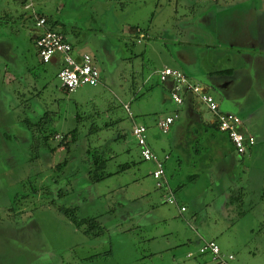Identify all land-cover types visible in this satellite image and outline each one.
I'll return each instance as SVG.
<instances>
[{"label":"rangeland","instance_id":"1","mask_svg":"<svg viewBox=\"0 0 264 264\" xmlns=\"http://www.w3.org/2000/svg\"><path fill=\"white\" fill-rule=\"evenodd\" d=\"M226 2L256 4L264 10V0H219V6L215 0H72L63 10V17L73 21L81 43L84 41L87 50L96 54L104 82L98 86L84 85L74 93L66 92L56 75L59 68L43 63L40 58L42 63L37 61V70L32 74H27L20 64L11 65V72H0V87L4 90L3 95L0 89V264H215L210 255H201L199 233L186 226L175 205L160 202L159 206L169 208L171 215L166 221L156 216L155 196L146 184H141L145 172L146 183L155 190L146 165L142 172L137 166L122 170V165L135 158L132 150L128 151L132 145L133 120L121 100L134 105L139 123L148 124L150 114L145 112L162 111L155 88H162L163 84L156 75L153 81H145L149 66L156 60L166 59L168 52L173 55L184 52L189 58L185 62L189 75L196 77L197 70L201 71L204 65V55L200 56V52H215L216 56L219 52H238L239 48L227 51L202 45L203 35L206 42L215 45V41H225L224 32L216 34L215 17H218L217 7ZM206 11L212 13L205 17ZM199 19L212 25L202 28ZM119 22L123 29L132 24L141 25L153 38L140 44L132 35L114 31L113 25ZM256 25V34L261 36L264 18ZM178 26L185 29L188 26L187 43L172 37L183 38ZM107 28L111 33L103 35L101 31ZM161 32H171L170 39L163 40ZM232 32L227 39L233 43L235 39L242 41V36L239 39L234 35L235 29ZM68 37L72 39V35ZM146 43L152 46L146 48ZM260 46L261 42H254L247 35L240 51L246 52L240 57L242 64L237 66L239 56L234 53L233 62L227 66L235 67L232 77L206 72L203 79H198L214 87L217 100L223 99L222 102L231 105V110L244 118L256 113L255 120L264 126V78L260 74L263 68L261 63L257 64L258 56H264V48ZM1 55L9 56L0 50V58L4 60ZM0 70H3L1 64ZM225 79L232 80L227 87L222 86ZM109 106L116 110L112 115L102 112ZM48 109L57 134L50 137V148L36 152V140L28 122L38 123ZM95 109L102 113L101 117L94 115L97 120L91 121L94 126H102L101 120L111 117L122 121L109 129H94V133L80 132L69 147L63 144L65 133L77 125L76 114L83 117ZM5 134L10 138H5ZM257 142L245 167L232 169L228 164L227 176L222 178L223 184L234 183L238 177L247 180L248 184L239 181L232 185V192L241 187L245 190V200L239 208L228 203L232 187L230 190L225 185L222 195L216 184L203 192L205 179L201 178L188 189L196 200L193 205L203 208L204 214L209 210L208 217L214 221L203 214L195 220V226L207 218L212 227L203 232L204 236L215 239L224 253H233L236 264H264V179L260 174H264V137H259ZM97 160H107L106 172L121 170L120 173L96 181L93 170ZM200 196L208 201L201 198L197 201ZM205 202L212 206L207 208ZM149 204L154 209H148ZM60 206L79 207V216L94 218L106 233L98 238L88 237L84 232L86 226L76 227L60 212ZM103 251L111 255L96 260L89 258Z\"/></svg>","mask_w":264,"mask_h":264},{"label":"crops","instance_id":"2","mask_svg":"<svg viewBox=\"0 0 264 264\" xmlns=\"http://www.w3.org/2000/svg\"><path fill=\"white\" fill-rule=\"evenodd\" d=\"M34 4L33 7L28 9L26 5L29 3V0H0V50L1 52H8L9 56H3L1 57L4 60H1L0 58V64L3 67V70H0L4 72H11V65L14 64H20L21 67L25 69V72L27 74H32L37 70V63H42L39 60L38 56V48L36 45V38L38 36V27H37V19L36 15H44L48 18L50 22V26L55 28L56 30L63 31L66 38L73 44L74 48L76 49V52L79 54L83 53H89L93 56L95 63L99 67L98 63L99 60L96 57V54L91 53L87 50V44L80 39L79 34L77 32L78 29H76V26H73V21L69 18H66V16L63 17V10L66 8V5L68 2H71L72 0H33ZM83 2H86V0H81ZM236 3V2H235ZM235 3H229L226 2L223 5H221L218 8V17L216 16L215 24L218 25L216 34L222 35L223 32L226 34L227 37H225V41H215V43H208L206 42V36H202L201 39L204 41L202 44L206 47H221L226 48L228 50L235 51V49L239 48L238 52H217L218 57L216 56L215 52H200V56H202L203 53V60H204V67L200 70H197L196 77L189 75V70L187 69L186 63L189 62V58L184 54V52H175L176 54L173 55V53L168 52L169 56H167L166 59H162V61L157 62L154 65H151V69L149 70V74L145 78V81H153L155 78V75L159 79V71L163 69L166 66L176 68L179 70H182L185 72L191 80L200 83L203 85L210 93H212L216 99H219L218 93L209 84L199 82L198 78L203 79L204 74L206 72L208 73H215L219 75L227 74L228 77H232L233 74H235V67H227L229 63L233 62V54L236 53L239 56V61L241 60L242 56L246 54V52H240L243 51L242 44L244 43L245 37L247 35L249 36V39H252L254 42H261V48H264V30L263 34L261 36H258L256 34L257 29L254 27V24H257L258 26L259 21L261 18H264V10L260 9L256 4L250 5L247 3H241V4H235ZM215 4L217 6L220 5L219 0H215ZM34 9V10H33ZM230 9V10H229ZM34 11V12H33ZM211 11H206L205 17H208L209 14H211ZM220 17V19H219ZM231 22V23H229ZM199 25L204 27H209L212 25H208L205 19H199ZM264 27V25H263ZM114 31H118L119 34H122V31L124 33L132 35L137 39V42L140 44H144L146 42L147 38H153V36L150 37L149 33L146 32L145 28H143L141 25H128L124 27V29L121 27V23H115L113 25ZM179 28L178 32H181V36L183 38H180L179 36H172L175 38V40L181 41V43H187L189 37L186 36L187 29L182 27ZM236 28H239L240 31H236ZM108 29V28H107ZM103 29L101 32L103 35L105 33L110 34L111 30ZM235 29V34L238 35L237 38L240 39V36H242V41H238L235 39V42L240 43H233V41H230V35H232V31ZM189 30V29H188ZM161 38L163 40L170 39L171 32H168L166 34L165 32H161ZM256 34V35H255ZM68 35H72V39L68 37ZM105 37V36H103ZM171 37V38H172ZM200 35H198L199 38ZM120 39V38H119ZM75 42H74V41ZM153 43V42H150ZM149 43H146V48L151 47L152 45H148ZM105 45V44H104ZM108 47L107 45L104 46V49ZM256 50H258V46L256 47ZM154 53V52H153ZM152 53V55H153ZM248 53V52H247ZM261 53V52H260ZM155 54V53H154ZM258 56V55H256ZM159 57V56H158ZM241 57V58H240ZM258 62L257 64L262 65L263 72L260 73L261 77L264 78V56H258ZM199 58L197 57V60ZM38 61V62H37ZM186 62V63H185ZM52 65L55 67H59V62L57 57L53 59L51 62ZM105 64V63H104ZM242 64V61H240L237 66H240ZM149 65V64H147ZM146 65V66H147ZM20 67V68H21ZM19 68V70H21ZM100 68V67H99ZM238 69V68H237ZM57 70V69H56ZM101 70V69H100ZM58 72V71H57ZM204 73V74H203ZM102 77H104L103 72H101ZM35 80V79H33ZM232 82L231 79H228ZM104 81L103 79L101 80ZM223 87H227L231 83L227 81L226 79L223 80ZM36 82V81H33ZM159 82L156 81L158 84ZM161 86L158 88H155V94L159 95L161 99V112H156V109H153L151 112H145L144 114H150L148 116L149 123H139L135 117L136 111L133 110L132 105L129 104L127 101L121 100L120 102L124 104V107L129 115V117L133 120L132 121V127L134 124H144L149 128V143L151 147L161 156L164 157L165 155H169V159L166 163L167 167V176L169 178L171 187L173 188L178 203L177 204H171L168 203L165 200V192L164 190L157 189L156 181L153 177V171L156 168V165L152 161H146L142 158L140 153V148L138 146V143L134 136H132V127H131V143L132 145L129 146V150L133 152V157L135 158L134 162L136 163H142V165H138L137 167L142 172V167L146 165V169L148 170V175H152L154 179V187L155 190H152L150 183H146L147 181V173L143 172V180L141 181V184H146V187L149 189V191L155 196V201L157 202L155 205L157 206V214L156 216L159 217V219L166 221L167 217H170L171 212L169 208H165V206L162 208L159 206L160 202H165L170 205H175L177 208V212L179 216L183 219V222L186 224V226H189L193 230H196L199 235L197 234V239L199 241V244L202 245V243L205 240H215L208 238L204 236L203 232H207L208 230H211V227H209V221L207 218L210 215V211H206V219L202 222L200 220L201 225L196 224L195 226V220H198L202 215L204 214L202 209L198 208L193 205V201L195 200V197L188 191L191 184L196 185L199 183L201 178H204L205 181H203L204 188H202L203 192H206V189H210L212 185L216 184L217 187L220 186L219 192L220 195L223 194L224 186L226 185L227 188L231 190L230 187L234 183H238L239 181H242V183H247L246 181H243L241 177H234L238 180L236 182H225L223 184L222 178L227 176V166L230 164V167L232 169L238 168V167H245V162L248 158H251L254 153V147L245 155H240L237 153L233 143L231 142L230 138L227 134L221 132L217 127V122L215 120L214 114L207 108L206 105H204L196 96L188 93L184 96V102L182 105H178L174 102L172 98V83L161 82ZM38 84V82H36ZM226 85V86H225ZM62 88V87H61ZM2 89V87H0ZM4 90L2 89V94L4 95ZM1 96V93H0ZM218 97V98H217ZM221 99V98H220ZM223 99L218 100L220 107L223 111L227 112H234L239 115L237 111L231 110V105H226V102H222ZM225 101L226 98L224 99ZM128 106V108L126 107ZM169 108V109H168ZM138 109V108H137ZM103 110V108L101 109ZM130 110V111H129ZM168 111V112H167ZM103 113H107L106 109L102 111ZM130 112L132 115H130ZM139 114H141V110H139ZM177 115V118L174 122V124L171 127V130L168 133H162L157 125L158 120L165 116V115ZM244 122L245 129L249 132L253 133L257 140L259 137H264V126H262V123L255 120L256 113L249 115V117H242L239 115ZM263 127V128H262ZM5 138L9 139L10 136L5 134ZM135 139V143L132 139ZM258 143V142H257ZM257 145V144H256ZM255 145V146H256ZM131 147V148H130ZM137 149V150H136ZM136 153V155H134ZM139 153V154H137ZM139 155V156H138ZM248 168V166H246ZM260 173V172H259ZM261 177L264 179V174ZM241 179V180H240ZM218 182H222V185H218ZM142 184V186H143ZM145 187V189H146ZM144 189V190H145ZM235 189V188H234ZM242 189V193L245 192L244 188H239V190ZM211 190V189H210ZM233 187L231 190L230 198H228L229 204H235L236 208H238V201H232L231 196ZM248 193V191H246ZM246 193V194H247ZM218 195L214 197L213 200L217 198ZM242 200H245V194H243ZM263 196V194H262ZM200 198L204 201H208V198L204 199L205 196H200L197 198V201L200 200ZM262 199V197H261ZM159 201V202H158ZM196 201V200H195ZM262 201H264L262 199ZM205 204L208 206L207 208H210L212 205L211 203L205 202ZM150 210L154 209V206L149 204ZM186 207L187 209L185 211H182V207ZM193 207V208H192ZM205 209V207H204ZM192 212H187V211ZM204 214V215H205ZM238 215V214H237ZM211 221L214 223L213 219L210 218ZM211 222V223H212ZM212 223V224H213ZM211 224V225H212ZM196 228V229H195ZM168 243L170 244L171 241L168 237ZM199 245V246H200ZM170 249V246L166 248L165 250ZM209 257V255H207Z\"/></svg>","mask_w":264,"mask_h":264},{"label":"built area","instance_id":"3","mask_svg":"<svg viewBox=\"0 0 264 264\" xmlns=\"http://www.w3.org/2000/svg\"><path fill=\"white\" fill-rule=\"evenodd\" d=\"M33 4L34 1L29 0L26 7L30 9ZM34 14L36 15L38 27L36 38L38 56L43 63H51L57 57L59 62L58 79L61 87L70 93H74L84 85H99L102 76L101 70L95 63L93 56L89 53L79 54L76 52L73 44L66 36L50 26L46 16L37 15L35 12ZM158 76L161 82L172 83V98L176 104L182 105L185 94L190 93L206 105L214 114L219 130L229 136L238 154L244 155L255 147L257 137L245 129L243 119L234 112L223 111L216 97L203 85L191 80L182 70L169 66L161 69ZM126 107L128 108V106ZM130 115H132L131 112ZM176 118V114L161 117L157 122L159 130L162 133H168ZM132 136H134L140 147L142 158L152 161L156 165L152 174L157 188L168 192L165 197L168 203L177 204L178 199L167 176L166 163L170 156L161 157L154 152L149 143V128L146 125L134 124ZM181 209L185 211L186 207L183 206ZM200 253L210 254L215 264H236L235 255L224 253L215 240L204 241L200 247Z\"/></svg>","mask_w":264,"mask_h":264},{"label":"trees","instance_id":"4","mask_svg":"<svg viewBox=\"0 0 264 264\" xmlns=\"http://www.w3.org/2000/svg\"><path fill=\"white\" fill-rule=\"evenodd\" d=\"M48 23L50 24L49 20H48ZM60 32H62V34L65 35L63 31H60ZM56 75L58 77V72L56 73ZM103 82H101L99 85H101ZM62 89L64 91H66V89H64V88H62ZM66 92H68V91H66ZM119 107H121V106H119ZM115 111H116L115 108H113L112 106H109L106 109V112L110 113V115H112V113H114ZM100 112L101 111H96V109H95V111H93L89 114L86 113L83 117L80 114H76L77 125L74 127V129L69 130L68 132L65 133V137H64V140L62 143L69 147L72 143H74L79 138L80 132L82 134L83 133L84 134L94 133V132H96L94 129H97V130L107 129V128L109 129L113 125L118 124L119 122L122 121L121 118L116 119V120H114L113 117H111L110 119H107V120L101 118L102 119L101 121L103 122L102 126H98V125L94 126V124L92 125L91 121L92 122L97 121L95 119L94 115L101 117L102 112L101 113ZM50 113L51 112L48 109L45 116L42 117L41 120L36 124H32L30 121L28 122L29 128L33 131V136H34V139L36 140V143H35L36 152H39V150L41 148H45V147L50 148L49 139H50V137H53L57 134V130L55 128H53L51 125V121L49 119ZM217 127H218V125H217ZM121 137H123L125 139L127 138L126 134L125 135L121 134ZM154 152H156V151L154 150ZM106 164H107V160H97L96 161V169L93 170L94 171L93 176H94V179H96V181L100 182L108 176H112L114 174L120 173L119 171H121V170H119L117 172H106L105 171ZM134 166H138V165H136V162L130 161V162L125 163L121 167H122V170H127L130 167H134ZM99 171H101L102 173H99ZM159 190H162V189H159ZM243 194L244 193H242V189H240V190L238 189L237 191H234L232 193L231 200L232 201L236 200L235 202H237V201L239 202L238 208L240 207V204L243 201L242 200V198L244 197ZM263 194H264V192H263ZM79 209H80L79 207H75V208H69V207H65V206L59 207L60 212L63 213L67 218H69L76 225V227L80 228V227L86 226L84 232L88 237L98 238V237H101L104 233H106L104 226L101 223L97 222L94 218H91L89 216H87V217L79 216ZM108 255H111V254H108V252L103 251V252L93 253V254H91V256L89 258L91 260H96L100 257H107ZM201 255H205V254H201ZM206 255H210V254H206Z\"/></svg>","mask_w":264,"mask_h":264}]
</instances>
